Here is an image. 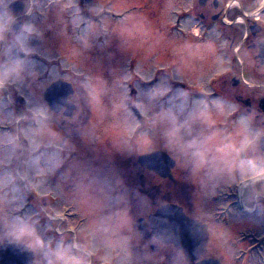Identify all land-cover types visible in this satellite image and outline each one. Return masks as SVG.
<instances>
[{
    "label": "rangeland",
    "instance_id": "374dc122",
    "mask_svg": "<svg viewBox=\"0 0 264 264\" xmlns=\"http://www.w3.org/2000/svg\"><path fill=\"white\" fill-rule=\"evenodd\" d=\"M14 1L0 0V74L8 73L0 86V242L35 248L40 264H75L62 247V256L46 260V228L35 220L82 213L101 259L190 264L173 245L143 238L136 220L173 202L178 185L188 194L197 136H242L244 145L257 130L264 135V66L255 45L264 37V0H221L224 20L206 24L192 8L197 0H22L13 12ZM241 9L257 15L261 32L251 34ZM57 79L77 92L71 118L43 99ZM155 149L177 160L176 183L138 163ZM17 218L35 236L19 235ZM105 218L115 219L114 236ZM205 254L238 264L225 238Z\"/></svg>",
    "mask_w": 264,
    "mask_h": 264
},
{
    "label": "flooded vegetation",
    "instance_id": "af4514ba",
    "mask_svg": "<svg viewBox=\"0 0 264 264\" xmlns=\"http://www.w3.org/2000/svg\"><path fill=\"white\" fill-rule=\"evenodd\" d=\"M226 7L221 0H197L192 8L197 19L202 24H206L212 20L222 18L224 20L222 14L226 11ZM240 12L244 14V24L251 34L256 35L262 31L261 26L256 33L251 31L255 22L259 24L257 15L244 13L243 9ZM178 21L182 23L181 19ZM263 38H259L255 44L257 53L258 41ZM236 83L238 85L239 80ZM221 95L220 90L210 92L213 98L221 99ZM241 98L238 100L240 101ZM246 102L247 110L250 112L256 109L259 116L260 108L254 106L255 101L247 99ZM72 103L76 105L73 113L75 114L79 109L75 88L67 96L58 114L63 118H71L65 117L63 113ZM263 137L257 130L256 136H248L243 145L242 136H197L194 141L196 145L193 146L196 151L189 159V169L192 174L189 192L186 194L184 186L181 185L174 190L176 194L173 203L180 205L191 218L206 224L208 235L206 253H210L211 248H217V243L221 238H225L227 247L236 253L238 264L264 262V193L262 194L260 190L264 187V167L261 168L264 162L261 165L260 158L261 154H264ZM239 146L241 147L238 151ZM175 161L173 169L178 165L176 159ZM173 180L176 183L174 177ZM79 214L74 219L72 214L67 216L46 213L44 218L35 220L37 225L46 228L44 247L46 260L51 262L52 257L62 256V248H66L67 257L71 256L75 259L76 262H73L75 264H94V257L101 259V250L96 244L98 237L88 226L87 215ZM114 220L103 219L104 230L112 236L116 226ZM6 241L9 240H2L0 246ZM55 245L59 246V250L56 251ZM31 249L34 264H40L37 250ZM109 250L115 253L114 247H110ZM202 257L217 258L207 254ZM100 261L115 264L112 259ZM100 261L97 263L101 264ZM189 263L195 264L194 261Z\"/></svg>",
    "mask_w": 264,
    "mask_h": 264
},
{
    "label": "water",
    "instance_id": "95a60500",
    "mask_svg": "<svg viewBox=\"0 0 264 264\" xmlns=\"http://www.w3.org/2000/svg\"><path fill=\"white\" fill-rule=\"evenodd\" d=\"M23 7L22 0H16L11 4L13 11ZM22 26L21 22L14 24V29L18 30ZM260 30V25L255 23L251 27L252 33ZM259 63L264 66V38L258 41V53L256 56ZM73 92V85L69 81L58 79L47 86L43 93V98L49 107L55 111H61V107L67 100V96ZM22 101L21 97H18ZM261 108L264 111V97L261 98ZM76 105L72 103L65 111L64 115L71 116ZM139 117V112L136 111ZM264 136V135H263ZM264 141V137L262 139ZM141 166L159 174L163 177L173 179L171 169L175 166V159L166 151L155 149L142 153L137 158ZM136 226L141 235L148 239L152 235L165 244H173L176 249L183 252L188 262L195 264H220L219 258H201L206 252L208 240L206 224L191 218L183 208L176 203H164L155 211L145 217L136 220ZM0 264H34L33 251L30 246L23 242L8 241L0 246Z\"/></svg>",
    "mask_w": 264,
    "mask_h": 264
},
{
    "label": "clouds",
    "instance_id": "9594fccd",
    "mask_svg": "<svg viewBox=\"0 0 264 264\" xmlns=\"http://www.w3.org/2000/svg\"><path fill=\"white\" fill-rule=\"evenodd\" d=\"M7 74H8L7 72L0 74V86H3V84L5 83L4 77ZM16 227L18 228V234L21 236L22 235L35 236V228L27 220L23 218H17ZM38 243L42 245L43 241L38 240Z\"/></svg>",
    "mask_w": 264,
    "mask_h": 264
}]
</instances>
